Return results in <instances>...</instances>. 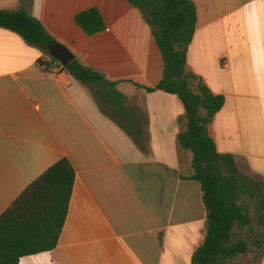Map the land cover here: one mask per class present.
Instances as JSON below:
<instances>
[{"label": "crops", "instance_id": "crops-1", "mask_svg": "<svg viewBox=\"0 0 264 264\" xmlns=\"http://www.w3.org/2000/svg\"><path fill=\"white\" fill-rule=\"evenodd\" d=\"M192 1L188 70L225 97L210 133L219 152L264 180V0ZM92 7L106 26L90 36L75 16ZM0 9L38 18L83 65L116 82L135 113L117 117L100 87L95 95L59 61L0 27V216L60 159L76 174L58 245L18 264H192L207 210L191 179L192 152L178 142L182 101L144 88L160 82L164 60L141 11L128 0H0ZM133 125L145 150L125 128L136 134Z\"/></svg>", "mask_w": 264, "mask_h": 264}, {"label": "trees", "instance_id": "trees-1", "mask_svg": "<svg viewBox=\"0 0 264 264\" xmlns=\"http://www.w3.org/2000/svg\"><path fill=\"white\" fill-rule=\"evenodd\" d=\"M151 28L164 60V72L155 87L177 95L185 108V127L178 134L183 149L193 155L191 179L200 182L207 210L204 243L192 264H233L248 254L264 255V180L240 170L231 153L218 151L209 126L222 109L225 97L215 94L203 78L188 70V49L196 31L197 12L192 0H128ZM76 23L90 36L105 29L97 7L78 12ZM0 27L20 34L58 63L49 52L55 38L26 9H0ZM46 63V62H42ZM65 69L86 85H99L98 94L117 117L135 116L117 83L74 59ZM125 127V126H124ZM126 130L146 149L139 125ZM76 180L67 158L60 159L38 177L0 216V264H18L24 256L53 250L59 242Z\"/></svg>", "mask_w": 264, "mask_h": 264}, {"label": "water", "instance_id": "water-1", "mask_svg": "<svg viewBox=\"0 0 264 264\" xmlns=\"http://www.w3.org/2000/svg\"><path fill=\"white\" fill-rule=\"evenodd\" d=\"M49 52L63 66H68L75 59V55L72 51L58 42H54L49 46Z\"/></svg>", "mask_w": 264, "mask_h": 264}, {"label": "rangeland", "instance_id": "rangeland-1", "mask_svg": "<svg viewBox=\"0 0 264 264\" xmlns=\"http://www.w3.org/2000/svg\"><path fill=\"white\" fill-rule=\"evenodd\" d=\"M56 41V39H55ZM99 85L93 84L92 88L94 89L95 94V88H98ZM96 95V94H95ZM262 258L257 253L249 252L248 254L240 257L239 259L235 260L233 264H260Z\"/></svg>", "mask_w": 264, "mask_h": 264}]
</instances>
